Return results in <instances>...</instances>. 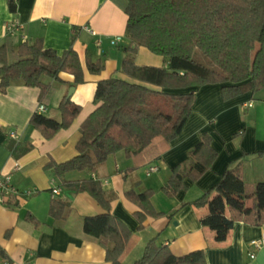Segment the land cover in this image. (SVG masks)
Listing matches in <instances>:
<instances>
[{
  "label": "crops",
  "instance_id": "1",
  "mask_svg": "<svg viewBox=\"0 0 264 264\" xmlns=\"http://www.w3.org/2000/svg\"><path fill=\"white\" fill-rule=\"evenodd\" d=\"M15 11L8 0H0V47L6 43L17 48L42 40L45 49L58 55L72 48L83 69L84 82L74 85L73 76L60 73L58 80L42 78L48 86L40 98L37 88H28L13 82L0 90V173L10 175L19 195L9 205H0V247L10 264H108L105 249L98 240L83 233L86 217L101 215L104 210L87 194L64 189L51 171L44 169L50 162H68L77 155L75 146L80 139V124L96 109L93 96L97 83L120 74L125 49H132L125 36L127 17L123 0H15ZM17 30L12 36L6 26ZM93 33H91V32ZM121 36L122 42L112 46L109 41ZM99 61L103 70L90 74L86 56ZM137 66L166 68V60L137 48L133 55ZM221 85L208 84L189 88L180 93L193 92L190 115L178 136L169 144L160 159L126 172L133 162L123 152L108 157L95 173L71 172L69 181H97L110 201L111 214L136 236L134 247L123 264H134L143 256L150 240L166 246L175 257L203 251L206 264H264V243L259 248L252 241H264V224L254 227L237 221L224 242H215V233L202 227L199 220L206 208H195L192 202L218 183L225 169L241 163L247 185L264 183V89L246 92L224 101ZM80 108L68 129L60 130L46 140L29 124L39 104L45 111L39 114L60 121L59 103L68 97ZM247 104H252L250 107ZM211 139L210 146L217 157L211 167L197 181H183L184 189L168 197L162 189L176 165L186 161L190 151L200 142L201 135ZM11 135H15L16 139ZM31 149L16 156L14 149ZM15 150V151H16ZM14 154V155H13ZM261 154V155H259ZM157 171L146 175L148 166ZM58 188V195L51 193ZM151 192L150 205L159 217H146L143 230L134 214L140 209L127 194L142 195ZM68 203L62 220L48 214L51 200ZM247 207L251 202L246 203ZM172 214V218L169 215ZM29 216L37 222H28ZM253 258H250V256ZM0 264H8L0 261Z\"/></svg>",
  "mask_w": 264,
  "mask_h": 264
},
{
  "label": "trees",
  "instance_id": "2",
  "mask_svg": "<svg viewBox=\"0 0 264 264\" xmlns=\"http://www.w3.org/2000/svg\"><path fill=\"white\" fill-rule=\"evenodd\" d=\"M123 1L127 17L125 36L132 44V49H125L120 69L125 78L112 77L97 83L93 96L97 107L80 124V139L75 146L77 155L68 162L50 161L44 166L60 180L64 189L87 194L104 210L101 215L84 218L82 230L104 247L108 264H123L135 245L136 236L111 214L110 201L97 181H69L64 176L71 172L95 173L108 157L119 152L133 162L126 172L160 159L190 115L194 95L180 93L182 90L218 84L222 86V99L227 101L264 89V0ZM7 5L11 12L15 11L12 0ZM137 48L165 59L166 68L135 65L133 55ZM197 54L209 66L198 61ZM77 56L72 48L58 55L45 49L42 40L17 48L8 42L0 47V90L20 82L28 88L38 87L41 98L48 91L42 78L58 80L60 73L73 76L74 85L81 84L83 69ZM86 68L90 74L103 70L101 63L92 62L89 55ZM58 110L60 121L36 112L30 118V127L44 139H52L60 130L70 127L80 108L65 97ZM210 143L209 136L201 135L188 159L172 168L162 189L166 196H174L184 189L185 179L195 182L211 167L217 154ZM29 149L31 146L25 145L13 153L18 156ZM126 196L140 209L134 214L139 223L138 232L143 230L146 217L160 216L150 205L151 192ZM247 202H251L250 207L246 206ZM192 205L207 209L208 215L199 223L214 232L215 242L221 243L237 221L254 227L264 224V183L247 185L241 163L237 162L225 169L218 183ZM66 208L68 203L53 199L48 214L59 221ZM26 219L37 225L31 217ZM0 261L10 264L1 247ZM134 264L206 262L203 251L175 257L153 239Z\"/></svg>",
  "mask_w": 264,
  "mask_h": 264
},
{
  "label": "built area",
  "instance_id": "3",
  "mask_svg": "<svg viewBox=\"0 0 264 264\" xmlns=\"http://www.w3.org/2000/svg\"><path fill=\"white\" fill-rule=\"evenodd\" d=\"M15 1V0H12ZM17 30V26L16 25H12L9 24L6 26V32L9 36H12L14 34V32ZM91 32V31H90ZM93 33V32H91ZM110 44L112 46H116L119 43L122 42V37L121 36H117L115 38H113L111 41H109ZM252 104H247L248 107H250ZM45 111V106L43 104H39L37 107V113H41ZM12 138L16 139L15 135H11ZM157 171V167L155 165H150L148 166L147 170H146V175L149 176L150 174H153ZM51 193L53 195H58L59 193V189L58 188H52L51 189ZM19 195L18 190L12 185V180H11V176L10 175H4L0 173V205H4L7 206L9 203V201L15 196ZM264 243V241L261 240H256V241H252L250 243L251 246H254L256 248H259L260 246H262V244ZM250 258H253V256L251 255Z\"/></svg>",
  "mask_w": 264,
  "mask_h": 264
},
{
  "label": "rangeland",
  "instance_id": "4",
  "mask_svg": "<svg viewBox=\"0 0 264 264\" xmlns=\"http://www.w3.org/2000/svg\"><path fill=\"white\" fill-rule=\"evenodd\" d=\"M196 59H197L198 61H200L201 63H203V64L209 66V62H208V61H207L202 55L197 54V55H196Z\"/></svg>",
  "mask_w": 264,
  "mask_h": 264
},
{
  "label": "water",
  "instance_id": "5",
  "mask_svg": "<svg viewBox=\"0 0 264 264\" xmlns=\"http://www.w3.org/2000/svg\"><path fill=\"white\" fill-rule=\"evenodd\" d=\"M72 92H73V88H71V89L69 90V92H68V98H69L70 94H72Z\"/></svg>",
  "mask_w": 264,
  "mask_h": 264
}]
</instances>
